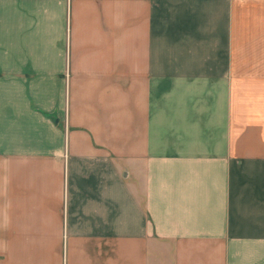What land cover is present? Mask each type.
Here are the masks:
<instances>
[{
	"label": "crops",
	"instance_id": "0c3cea01",
	"mask_svg": "<svg viewBox=\"0 0 264 264\" xmlns=\"http://www.w3.org/2000/svg\"><path fill=\"white\" fill-rule=\"evenodd\" d=\"M0 264H264V0H0Z\"/></svg>",
	"mask_w": 264,
	"mask_h": 264
}]
</instances>
